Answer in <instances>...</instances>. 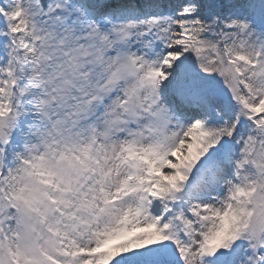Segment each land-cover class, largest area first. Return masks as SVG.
I'll list each match as a JSON object with an SVG mask.
<instances>
[{
    "label": "snow or ice",
    "instance_id": "1",
    "mask_svg": "<svg viewBox=\"0 0 264 264\" xmlns=\"http://www.w3.org/2000/svg\"><path fill=\"white\" fill-rule=\"evenodd\" d=\"M0 264H264V0H0Z\"/></svg>",
    "mask_w": 264,
    "mask_h": 264
}]
</instances>
